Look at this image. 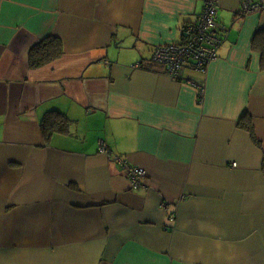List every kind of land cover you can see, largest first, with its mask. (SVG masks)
<instances>
[{"label": "crops", "instance_id": "0c3cea01", "mask_svg": "<svg viewBox=\"0 0 264 264\" xmlns=\"http://www.w3.org/2000/svg\"><path fill=\"white\" fill-rule=\"evenodd\" d=\"M207 1L0 0V264H264V11L152 61Z\"/></svg>", "mask_w": 264, "mask_h": 264}, {"label": "built area", "instance_id": "2783aa9c", "mask_svg": "<svg viewBox=\"0 0 264 264\" xmlns=\"http://www.w3.org/2000/svg\"><path fill=\"white\" fill-rule=\"evenodd\" d=\"M262 11L264 0H244L239 15L245 16ZM218 12V2L208 0L199 19L182 28L181 41L156 47L153 50L152 61L163 65L166 74L177 81L185 80L188 70L206 74L224 40L223 35L218 34ZM197 88L199 95L203 97L205 89L200 86ZM115 161L123 167L134 189L144 186L147 174L145 169L132 165L120 157ZM235 165L234 163L233 166ZM163 207L168 211V204H163ZM174 216L175 214L171 215L172 218Z\"/></svg>", "mask_w": 264, "mask_h": 264}, {"label": "trees", "instance_id": "16d2710c", "mask_svg": "<svg viewBox=\"0 0 264 264\" xmlns=\"http://www.w3.org/2000/svg\"><path fill=\"white\" fill-rule=\"evenodd\" d=\"M262 33H264V31ZM262 33L257 34V36L255 37L254 42L256 44L259 43L258 36L263 35ZM260 45L262 46V51L261 52L263 54V60H264V45L262 43H260ZM59 46H61V43L60 42H59ZM255 46H257V45H255ZM64 119H65V117L63 115L59 114V120L60 121H63Z\"/></svg>", "mask_w": 264, "mask_h": 264}]
</instances>
